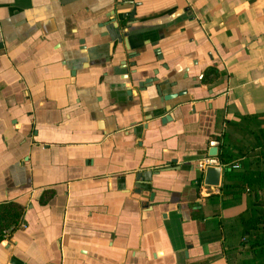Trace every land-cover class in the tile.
<instances>
[{
    "label": "crops",
    "instance_id": "0c3cea01",
    "mask_svg": "<svg viewBox=\"0 0 264 264\" xmlns=\"http://www.w3.org/2000/svg\"><path fill=\"white\" fill-rule=\"evenodd\" d=\"M0 214V264H264V0H0Z\"/></svg>",
    "mask_w": 264,
    "mask_h": 264
},
{
    "label": "water",
    "instance_id": "95a60500",
    "mask_svg": "<svg viewBox=\"0 0 264 264\" xmlns=\"http://www.w3.org/2000/svg\"><path fill=\"white\" fill-rule=\"evenodd\" d=\"M123 3V2H122ZM121 4V3H119ZM135 12V9H132L131 11H124L121 13V16L123 19H125V23L123 28L121 29L124 36H127L128 34V28L131 26L133 22V14ZM115 11H111L108 16L110 20L112 21L114 27H120V22L116 20V17L114 16ZM126 42V41H125ZM159 51V49H156ZM161 58V57H160ZM133 75L135 78H141L137 80V90L139 91H145L148 87L153 86L156 93L159 95L160 102L169 101L172 99L177 98V96L180 95V92H169V93H162V85H164L167 81H158L157 77L148 76V77H142L141 70L135 69L133 70ZM153 73H157V69L153 70ZM155 82V83H154ZM174 85V83H171ZM132 95H136L137 91H134V89H129V93ZM172 106L170 104H166L164 106V114L160 116V121L164 123L167 120H170L171 117H173V111ZM218 155V147L217 146H209L208 148V156H214L216 157ZM223 172V167L219 164L217 165H207L204 169V178H203V184L210 187H219L221 185V176Z\"/></svg>",
    "mask_w": 264,
    "mask_h": 264
},
{
    "label": "built area",
    "instance_id": "2783aa9c",
    "mask_svg": "<svg viewBox=\"0 0 264 264\" xmlns=\"http://www.w3.org/2000/svg\"><path fill=\"white\" fill-rule=\"evenodd\" d=\"M217 164H219V161L214 156L205 155L197 160V167L200 170H204L207 165H217Z\"/></svg>",
    "mask_w": 264,
    "mask_h": 264
},
{
    "label": "trees",
    "instance_id": "16d2710c",
    "mask_svg": "<svg viewBox=\"0 0 264 264\" xmlns=\"http://www.w3.org/2000/svg\"><path fill=\"white\" fill-rule=\"evenodd\" d=\"M220 160H221L222 162H224V160H225V156H224V154H221V155H220ZM10 210H11V208H10ZM11 211H13V210H11ZM18 211H19V210H17V212H18ZM16 223H17V220L15 221V220L13 219V220L10 221V224H14V225H16ZM3 239H4L3 230H0V242H1Z\"/></svg>",
    "mask_w": 264,
    "mask_h": 264
},
{
    "label": "rangeland",
    "instance_id": "374dc122",
    "mask_svg": "<svg viewBox=\"0 0 264 264\" xmlns=\"http://www.w3.org/2000/svg\"><path fill=\"white\" fill-rule=\"evenodd\" d=\"M1 215L2 214H0V230H3L4 228H8V227H7L6 219H3Z\"/></svg>",
    "mask_w": 264,
    "mask_h": 264
}]
</instances>
